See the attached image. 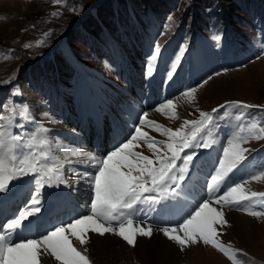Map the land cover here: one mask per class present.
Returning a JSON list of instances; mask_svg holds the SVG:
<instances>
[{
  "label": "rangeland",
  "instance_id": "374dc122",
  "mask_svg": "<svg viewBox=\"0 0 264 264\" xmlns=\"http://www.w3.org/2000/svg\"><path fill=\"white\" fill-rule=\"evenodd\" d=\"M91 5H95L93 12L87 11ZM104 9H110L114 15L107 18L102 17L103 19L99 18V12ZM132 9L139 20L138 24L129 13V10ZM0 17H3L0 19V89L2 90L0 92V117L4 112H7L4 106H10L5 101L6 92L19 89L32 105L38 125L46 126L49 129L59 128V125H62L58 116L48 109L49 103L40 92L41 85L38 91L33 85L28 84L29 75H33V71L36 69L42 68V61L45 66L50 68L49 65L53 61L51 60L48 65L46 56L51 53L54 55L55 61L58 62L57 67H63H61L62 73L59 72L63 79L62 84L67 83V79L70 77L68 60L84 62L87 64V69L93 73L94 79L101 78L103 80L97 82L96 86L104 93L102 94L103 98L109 104H113L110 100L112 96L119 92L124 93L126 89L130 88L129 82H132V87L143 86L147 91L145 84L149 75L148 64H151L149 61L155 54L154 49L157 44L161 48L164 40L173 32L176 33L175 38L166 50L162 51L164 55L160 59L158 78L155 79L162 86L175 70L178 62H180V70L178 69L177 75L178 77L183 75L184 63L192 58L190 56L191 48L194 49V46L199 44L203 37L207 38L210 43L226 39L229 46H231V41H235L239 44L237 49L239 46H243L245 51L241 52L239 59H233L231 57L233 53H229V57L227 56L229 64L218 67L213 59L214 50H210L208 47L207 51L211 57L205 58L204 56L203 61L206 67L202 70H195L193 74V77H198V80L192 85L184 83L186 86L182 92L173 95L168 93V99L160 101L157 98L161 94L157 90L149 89L147 92L152 91V96H150L152 102L141 110L142 114L147 113L151 117L150 114L159 113L163 119L165 115L154 109L164 101L172 100L175 96L182 94L190 87L197 89L196 100L193 103L202 106L203 111L206 112L229 100L264 105V59H261L264 58V0H62L59 4L54 0H0ZM91 19L92 21L88 22ZM86 23L89 24L88 28L85 27ZM61 36L64 37V41L55 47L54 43ZM38 40L44 42L37 45L36 41ZM26 43L31 46L25 48L24 44ZM181 47L185 49L182 56H180V52L177 54V49ZM5 56L8 58L5 59ZM177 56H180L178 61L176 60ZM209 76L219 84L218 88L211 93L203 90L206 87L203 81ZM178 82L180 84L179 80ZM120 86H125V88L122 89ZM174 86L179 88L176 83ZM69 89H72V86L67 88V92ZM201 90L203 92L196 95ZM69 98L71 97L68 95ZM227 98L232 99L225 100ZM129 102L131 101L128 100L127 104L131 105ZM223 110L233 120L243 113L239 122L244 124L250 123L252 120L264 121V111L259 108L226 107ZM155 117H151V119L165 125L162 120H157ZM143 129L145 130V128ZM146 129L148 130L145 131L149 132L151 136L166 139L151 128ZM48 132L50 136L51 131ZM104 132L106 135V130ZM53 137H50L51 142L54 141ZM126 139L129 137H125L124 140ZM226 142V140L223 141L220 153H218L221 156ZM117 145L106 142L103 145L104 149H101L102 155ZM91 146L89 148L94 150ZM244 146L252 150L249 153L254 155V162L261 168L258 172L264 169V140H253ZM139 150L143 151L141 148ZM95 153L101 155L97 151ZM144 154L148 155L145 152ZM206 167H209L207 163ZM200 168L192 177L195 183L194 192L203 189L204 177ZM71 173L73 172L67 171L66 177H68L69 187L74 191L75 186L72 183L73 175ZM245 173L246 169L242 172L239 182L250 179L244 177ZM236 176L239 177L238 170L231 174L230 184L235 183ZM262 181L263 186L257 189L258 192H264V180ZM209 191L213 194L217 190L210 188ZM186 195L190 201L191 209L193 205L201 201V199L197 201L188 193ZM183 197L180 196L179 199L186 204L187 198ZM82 201H84V197L79 200V204ZM84 205L87 207L86 204ZM256 219L259 225L264 223V216L256 217ZM261 229L264 227L262 226ZM255 234L253 240H250L246 247L240 248L247 254L238 255V259L243 264H264V238ZM222 236L225 237H221L223 243L226 241H223L222 238H227L226 240L232 243V240L228 239L225 234ZM218 253L224 256L223 253L219 251ZM225 258L228 261L226 264H232L227 257ZM185 260L186 258L180 264H187Z\"/></svg>",
  "mask_w": 264,
  "mask_h": 264
},
{
  "label": "snow or ice",
  "instance_id": "6c2138e0",
  "mask_svg": "<svg viewBox=\"0 0 264 264\" xmlns=\"http://www.w3.org/2000/svg\"><path fill=\"white\" fill-rule=\"evenodd\" d=\"M54 2L59 4L62 0ZM43 42L38 40L36 44ZM30 46L24 44L25 48ZM154 51L152 61H155L161 52L159 44ZM179 51L182 56L184 47ZM180 56L176 57L177 61ZM211 79V76L207 77L203 84H207ZM196 90L195 87H190L182 93L187 103L195 100ZM178 106L176 101L169 99L161 103L156 111L170 119H179ZM4 107L8 115L0 117L6 121V124L0 125V193L8 192L13 181L26 176L34 177L36 191L31 193L29 205L0 226L8 230L0 234V264H44L47 258L54 259L57 264H93L87 255L88 248L84 247L90 242V234H113L132 247L137 245L138 237L151 238L154 235L153 225L145 224L144 219L138 217L140 206L159 205L163 201L179 198L185 191L189 166L196 156L194 149L209 148L216 143L212 137L213 129L218 128V125L215 124L216 118L213 114L226 107L259 108L264 111V105L229 100L213 108L211 112L197 109V119H185L175 129L148 119V114L144 113L139 117V125L135 127L131 137L114 146L105 155L73 148L70 155L85 157L92 168L91 172L82 173L87 178L86 183L92 193L89 197L90 205L87 206L86 212L77 218H72L67 223L61 222L44 234L30 238L20 235V231L29 217L41 212V189L46 185L67 184L64 176L65 165L74 162L67 156L61 159L51 151L45 150L50 141L45 136L37 135L49 131L43 126L29 133L27 137L13 133L12 127L17 116L26 121L31 119L27 105ZM241 115L236 116L237 121L241 119ZM140 125H148L166 139H156ZM233 127L234 130L223 147L218 166L208 181L213 190L224 186L223 194L197 202L192 206V210L187 211L178 221L170 222L168 226L156 230L175 242L181 251L203 244L223 253L232 264H243L238 255L247 254L242 249L234 248L231 242L223 243L219 229L230 226L225 218V206L237 208L253 217L264 216V192L246 191L245 184L248 181L231 185L227 183L231 174L248 159L247 154L252 151L244 145L253 140H264V121L252 120L250 123H239ZM142 145H146L152 153L151 156L137 150ZM250 180H264V169L251 175ZM256 208L261 210H255Z\"/></svg>",
  "mask_w": 264,
  "mask_h": 264
},
{
  "label": "bare ground",
  "instance_id": "6f19581e",
  "mask_svg": "<svg viewBox=\"0 0 264 264\" xmlns=\"http://www.w3.org/2000/svg\"><path fill=\"white\" fill-rule=\"evenodd\" d=\"M178 66L179 65H177L176 68H178ZM153 67L155 69V66ZM164 85L165 87H168V89L171 90L172 93L182 92L181 88L177 89L174 85L169 86L168 79L166 80ZM218 85L219 84L215 80L211 79L206 84V87L203 90H207V93H211L215 91L216 88H218L217 87ZM203 90L198 91L196 95L198 94L200 95L201 92H203ZM97 94L100 97H103L102 94L98 92ZM228 99H232V98H227L225 100ZM172 100L176 101L179 105L178 106L179 119H170V118L166 119L167 118L166 116H164L162 119V115H160L159 113L150 114L151 117L156 116L155 118L157 120H162V122L165 124L166 127H171L175 129L185 119L191 120L195 117L198 118L199 112L197 111V109L202 111L204 110L202 106L201 107L197 106L193 102L187 103L184 97L182 96V94L175 96ZM103 102L106 101L103 100ZM68 122L70 123V121ZM87 123H88L87 120H84L82 122V124H87ZM59 127L64 131H69L64 128L75 130V128L73 127L71 128V125L68 124L59 125ZM96 133H98V136L102 138L101 140L100 137L98 138L99 141L98 144L103 145V141H104L103 136H105L104 130L97 131ZM53 139L54 141H52V143L49 144V149L51 153L54 156L60 157L61 159H64V157L67 156L69 160H72L74 162L71 165H67V164L65 165V169H64L65 179L68 181V177H66L67 171L73 172L71 173V175H73L72 183L74 184L75 187L73 191V189L69 187L68 183L64 184L65 188H67V191L64 189V192L66 193V198L62 207L74 211V207L77 205V207H79L80 210H78L79 212L76 213V215H73V218H77L80 214H84L86 212L87 207L84 205L86 204L85 201H82V203L79 204V206L76 203L77 202L76 201L77 197L75 196L76 187L79 186L80 182L86 184L87 178L84 177L82 173H84L85 171L91 172L92 168L87 162V159L85 157H73L70 155V152L73 148H80L84 151L93 152V153L95 152L91 150V148H88L83 144L78 143L75 145L73 143H69L65 141L60 133L55 134ZM140 148L146 154L152 155V153L147 149L146 145H142ZM140 148H138L137 150L141 151L139 150ZM212 161L213 158L206 159V163L208 164L209 167L214 166L211 164ZM241 167L242 168L237 169L239 173V177L236 176L235 183L239 182L242 178L241 174L244 171V165L242 164ZM246 172L248 171L246 170ZM213 173L214 170L209 171L210 177L211 174ZM247 181L248 182L245 184V189L248 192H252L253 190H257L259 187L263 186L262 180H260L261 181L260 182V181H252L248 179ZM256 192H258V190ZM220 194L222 195L223 192H221ZM173 201H174L173 206L169 208L170 209L174 208L176 212L180 211L178 215L182 216L181 210L190 211V208L186 206V204L179 198L173 199ZM213 206H217V205H213ZM224 211H225V218L229 221L230 226H224L222 229H219L221 232L220 239L221 237H223L222 235L225 234L228 237V239L232 240L231 243L232 246L234 248L238 247L237 249H240L242 247H246L250 242V240L251 241L253 240V238L256 235L255 233L259 234L260 237L264 238V229H261L262 226L264 227V223L262 222L263 224L259 225L256 217L250 216L244 211L238 210L237 208H229L227 206H225ZM172 218L173 217H170L169 219ZM175 219L178 221L180 217L178 218L176 217ZM67 222L69 221H66L65 223ZM55 225L58 224H54L53 226ZM52 227L48 226L47 230H51ZM153 228H154V235L151 238L138 237L137 245L135 247L129 246L120 237L113 234H105L104 236H99L98 234H90V242L84 247L88 248L87 255L93 261V264H180L181 261L185 258H186L185 262L187 264H226L228 262L226 261V258L222 256L220 253H218V251L215 248L210 246H204L203 244L194 245L189 248H186L184 251H181L179 246L175 242L169 240L167 237L163 235L162 232L156 230L161 227L153 226ZM45 232L43 233L37 232L36 236L42 235ZM223 238L222 240L226 241L225 244L231 242V241H227L226 240L227 238L226 239ZM44 264H57V262L54 261V259L47 258L45 259Z\"/></svg>",
  "mask_w": 264,
  "mask_h": 264
},
{
  "label": "trees",
  "instance_id": "16d2710c",
  "mask_svg": "<svg viewBox=\"0 0 264 264\" xmlns=\"http://www.w3.org/2000/svg\"><path fill=\"white\" fill-rule=\"evenodd\" d=\"M113 15H112V13H111V10L110 9H108V10H106V9H104L103 11H100L99 12V14H98V17L99 18H107V17H112ZM102 18V19H103ZM92 21V19L90 20V21H88V22H91ZM87 25H89L88 23H86L85 24V27L86 28H88V26Z\"/></svg>",
  "mask_w": 264,
  "mask_h": 264
},
{
  "label": "water",
  "instance_id": "95a60500",
  "mask_svg": "<svg viewBox=\"0 0 264 264\" xmlns=\"http://www.w3.org/2000/svg\"><path fill=\"white\" fill-rule=\"evenodd\" d=\"M91 6H93V5H91ZM91 6H89V7L87 8V11H89V9H90Z\"/></svg>",
  "mask_w": 264,
  "mask_h": 264
}]
</instances>
